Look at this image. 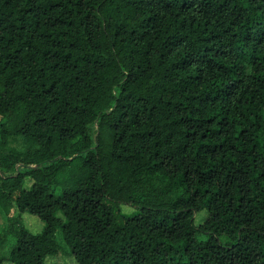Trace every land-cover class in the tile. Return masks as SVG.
<instances>
[{
  "label": "trees",
  "instance_id": "16d2710c",
  "mask_svg": "<svg viewBox=\"0 0 264 264\" xmlns=\"http://www.w3.org/2000/svg\"><path fill=\"white\" fill-rule=\"evenodd\" d=\"M0 89V264H264V0H0Z\"/></svg>",
  "mask_w": 264,
  "mask_h": 264
},
{
  "label": "rangeland",
  "instance_id": "374dc122",
  "mask_svg": "<svg viewBox=\"0 0 264 264\" xmlns=\"http://www.w3.org/2000/svg\"><path fill=\"white\" fill-rule=\"evenodd\" d=\"M1 90V89H0ZM13 172V169H10L7 174ZM32 181L30 179H26L25 188H30ZM121 213L128 216L134 213L133 209L127 206H121ZM206 217V213L202 212L195 217L196 224H200ZM23 225L24 227L32 234H37L43 229V223L35 216L29 214H23ZM7 220L6 215L0 207V233L4 232L7 229ZM58 241L63 245L60 235H57ZM14 242L13 239L9 238L7 243L0 247V256L7 254L10 249V246ZM11 264V263H4ZM44 264H77L73 257L64 252H58L54 256H48L44 260Z\"/></svg>",
  "mask_w": 264,
  "mask_h": 264
}]
</instances>
